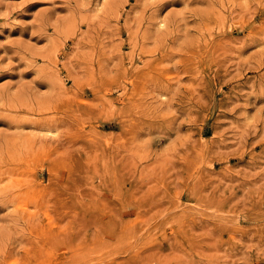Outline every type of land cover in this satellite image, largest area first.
Masks as SVG:
<instances>
[{
	"label": "rangeland",
	"instance_id": "1",
	"mask_svg": "<svg viewBox=\"0 0 264 264\" xmlns=\"http://www.w3.org/2000/svg\"><path fill=\"white\" fill-rule=\"evenodd\" d=\"M0 264H264V0H0Z\"/></svg>",
	"mask_w": 264,
	"mask_h": 264
}]
</instances>
